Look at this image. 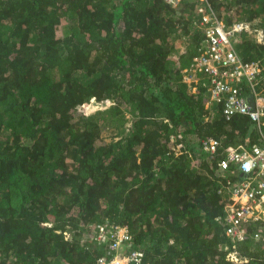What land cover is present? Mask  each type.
Masks as SVG:
<instances>
[{
    "label": "trees",
    "instance_id": "16d2710c",
    "mask_svg": "<svg viewBox=\"0 0 264 264\" xmlns=\"http://www.w3.org/2000/svg\"><path fill=\"white\" fill-rule=\"evenodd\" d=\"M213 17L264 30V0H0V264H101L94 224L123 228L138 264H264L262 218L226 233L241 176L219 164L257 127L183 81ZM246 33L235 50L264 80Z\"/></svg>",
    "mask_w": 264,
    "mask_h": 264
},
{
    "label": "built area",
    "instance_id": "2783aa9c",
    "mask_svg": "<svg viewBox=\"0 0 264 264\" xmlns=\"http://www.w3.org/2000/svg\"><path fill=\"white\" fill-rule=\"evenodd\" d=\"M163 1L176 7L182 0ZM200 10L203 12V9ZM212 19L209 26L203 27L201 52L193 57L187 76L192 77L194 83L200 80L207 86V103L221 104L219 112L226 120L242 115L257 127L259 143H253L248 150L241 144L229 147L226 159L220 161L223 169L228 168L230 162L238 163V171L242 174L231 185L229 202L224 206V218L229 224L226 233L232 239L241 240L242 223L248 218L257 219L264 206V86L257 89L262 66L259 60L242 59L235 50V38L248 28L247 23H235L224 28L215 17ZM254 30L257 40L263 42L264 32ZM202 142V149L211 154L220 145L219 140L213 137ZM85 235V239L104 246L105 254L98 258L101 264L141 262V251L132 249L123 253L130 246V237L123 228L108 232L103 224H94ZM108 254L112 257L106 260Z\"/></svg>",
    "mask_w": 264,
    "mask_h": 264
},
{
    "label": "rangeland",
    "instance_id": "374dc122",
    "mask_svg": "<svg viewBox=\"0 0 264 264\" xmlns=\"http://www.w3.org/2000/svg\"><path fill=\"white\" fill-rule=\"evenodd\" d=\"M205 14H206V13H204V15H205ZM204 18H206L205 20H209V19H210L209 16H208V14H206V15L204 16ZM204 18H203V20H204ZM205 20H204V21H205ZM217 21H218V20H217ZM219 22L221 23V21H219ZM255 23H256V20H255ZM254 26H257V24H255ZM247 36H248V38L256 39V38H255L256 35H254L253 32L248 33ZM241 39H242L241 36H239L238 38H235V43H236L237 41L240 42ZM176 45H180V49H182V48L184 47V44H183V43H179V42L177 43V41H176ZM183 81L189 86L190 91L194 93L195 90H196V84H197V83H194V82H193V81H195V80H194L192 77L184 76V77H183ZM191 83H194V84L191 85ZM206 102H208V101H206ZM205 104H207V103H205ZM99 108H100V106L97 105V103H94V99L91 98L90 100H88L86 103H84V104L82 105V107H81L80 110H81L83 113H85V114H89V113H92L93 110H95V109H99ZM124 115H125L126 118L130 117V114H129L127 111H124ZM165 120H166V119H165ZM111 130H112V127H111V126L103 127V128L101 129V134H100V136H103L106 140H108L109 135L112 133ZM262 213H263V214H262ZM260 217H262V218L264 219V209H263V211L261 212V216H260ZM65 234H66L67 237L69 236V233H65ZM85 236H86V235H85Z\"/></svg>",
    "mask_w": 264,
    "mask_h": 264
},
{
    "label": "clouds",
    "instance_id": "9594fccd",
    "mask_svg": "<svg viewBox=\"0 0 264 264\" xmlns=\"http://www.w3.org/2000/svg\"><path fill=\"white\" fill-rule=\"evenodd\" d=\"M171 6V5H170ZM235 23H247L248 24V28H245V29H243L242 31H241V33H240V35L242 34V33H246V32H248V33H251V32H253L254 33V35H256V31L254 30V29H261L263 32H264V30L262 29V28H260V27H258V26H254V25H251L248 21H245V20H239L238 22H234V23H232V24H235ZM231 24V25H232ZM248 33H246V34H248ZM239 35V36H240ZM239 36H236V38H238ZM255 38L256 39H254L255 41H257V42H259L258 40H257V37L255 36ZM263 41H264V39H263ZM191 64H192V61H191ZM191 66V65H190ZM189 69H190V67L188 68V69H186L185 71H186V74H185V76H187V73H188V71H189ZM198 81H200V80H198ZM197 81V82H198ZM264 86V80H263V76H261V81H260V83H259V86H257V89H260V88H262ZM251 98V97H250ZM239 145V144H238ZM229 147H234V146H229ZM228 147V148H229ZM246 148V147H245ZM222 160H225V159H222ZM221 161V160H220ZM220 161H219V164H220ZM232 163H235V162H232ZM228 167H229V165H228ZM238 169H239V164L237 165V168H236V170H237V173L242 177V174L241 173H239V171H238ZM263 209H264V206H263ZM263 209H262V211H263ZM261 211V212H262ZM261 212H259V217L261 216ZM258 217V218H259ZM257 218V219H258ZM260 218H262V217H260ZM262 220L264 221V219L262 218ZM85 237V236H84Z\"/></svg>",
    "mask_w": 264,
    "mask_h": 264
},
{
    "label": "bare ground",
    "instance_id": "6f19581e",
    "mask_svg": "<svg viewBox=\"0 0 264 264\" xmlns=\"http://www.w3.org/2000/svg\"><path fill=\"white\" fill-rule=\"evenodd\" d=\"M263 214V213H262Z\"/></svg>",
    "mask_w": 264,
    "mask_h": 264
}]
</instances>
